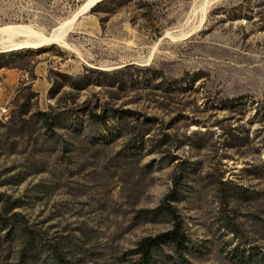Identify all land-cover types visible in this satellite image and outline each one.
<instances>
[{
	"label": "rangeland",
	"instance_id": "rangeland-1",
	"mask_svg": "<svg viewBox=\"0 0 264 264\" xmlns=\"http://www.w3.org/2000/svg\"><path fill=\"white\" fill-rule=\"evenodd\" d=\"M86 1L0 0V28L48 36ZM204 1L105 0L68 49L0 51V264H137L176 179L187 263L164 245L153 264L264 260V0L212 2L180 38Z\"/></svg>",
	"mask_w": 264,
	"mask_h": 264
},
{
	"label": "trees",
	"instance_id": "trees-1",
	"mask_svg": "<svg viewBox=\"0 0 264 264\" xmlns=\"http://www.w3.org/2000/svg\"><path fill=\"white\" fill-rule=\"evenodd\" d=\"M104 1H100L99 3H97L90 11L95 12V9L100 7ZM8 56L9 54L7 53H0V69L7 67L5 59ZM74 87L77 90H81L84 86H80L77 84ZM113 113L116 117H118L120 114H126L129 112H118V110H115ZM107 114L108 112L105 109H102L100 113L94 112L93 109L88 112L89 119L98 124H103L106 122L108 118ZM132 115L135 114L132 113ZM37 116L41 119L42 124L46 128V130H52L55 125L56 118L52 117L49 113L41 112H39ZM174 184V188L166 195L162 204L154 211L156 213L162 212L168 215L172 222V228L167 232L159 234L157 236L147 237L138 244L137 249L135 251L136 255L138 256L137 264H153V253L164 245L171 246L174 252L178 254V257L180 259L179 261L187 263L183 256V253L187 250L188 236L184 229L183 219L174 206V203L178 199L177 179L175 180ZM11 219L14 220L15 224L19 225L23 229L28 230L31 234L35 235L36 237H42L40 231L28 226L25 223L20 213H13L11 215ZM52 255L55 264H72L56 249H52ZM259 264H264V260L260 259Z\"/></svg>",
	"mask_w": 264,
	"mask_h": 264
},
{
	"label": "bare ground",
	"instance_id": "bare-ground-1",
	"mask_svg": "<svg viewBox=\"0 0 264 264\" xmlns=\"http://www.w3.org/2000/svg\"><path fill=\"white\" fill-rule=\"evenodd\" d=\"M100 1L102 0H87L79 11L69 20L56 27L48 36L38 33L28 26L16 25L2 27L0 28V51L40 49L48 45H59L68 49V44L65 41L66 35L70 32L78 18L87 14ZM215 1L217 0H205L198 10L196 8L197 11H195V13H199V20H197L193 28L182 34L180 38L185 39L190 33L193 34L202 26L209 7L213 4L212 2ZM16 38H21L22 40H16Z\"/></svg>",
	"mask_w": 264,
	"mask_h": 264
},
{
	"label": "built area",
	"instance_id": "built-area-1",
	"mask_svg": "<svg viewBox=\"0 0 264 264\" xmlns=\"http://www.w3.org/2000/svg\"><path fill=\"white\" fill-rule=\"evenodd\" d=\"M7 114V109L6 108H2L1 109V115H6Z\"/></svg>",
	"mask_w": 264,
	"mask_h": 264
}]
</instances>
